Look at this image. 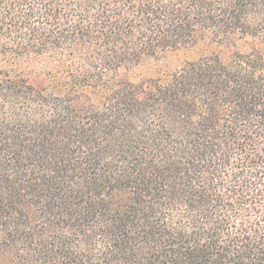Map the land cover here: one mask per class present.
<instances>
[{"label":"trees","instance_id":"16d2710c","mask_svg":"<svg viewBox=\"0 0 264 264\" xmlns=\"http://www.w3.org/2000/svg\"><path fill=\"white\" fill-rule=\"evenodd\" d=\"M0 264H264V0H0Z\"/></svg>","mask_w":264,"mask_h":264},{"label":"rangeland","instance_id":"374dc122","mask_svg":"<svg viewBox=\"0 0 264 264\" xmlns=\"http://www.w3.org/2000/svg\"><path fill=\"white\" fill-rule=\"evenodd\" d=\"M202 51L204 50L200 48H192L188 50L169 53L161 58L149 59L144 62L143 65L136 70V72L141 76L154 75L161 70L164 71L178 66L184 60L197 58L202 53Z\"/></svg>","mask_w":264,"mask_h":264}]
</instances>
